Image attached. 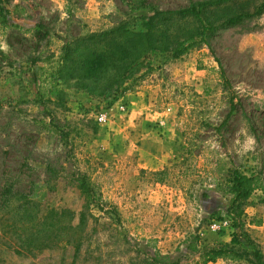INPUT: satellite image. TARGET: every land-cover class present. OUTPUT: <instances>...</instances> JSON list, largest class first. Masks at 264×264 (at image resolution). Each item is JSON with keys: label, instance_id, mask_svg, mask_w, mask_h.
<instances>
[{"label": "rangeland", "instance_id": "374dc122", "mask_svg": "<svg viewBox=\"0 0 264 264\" xmlns=\"http://www.w3.org/2000/svg\"><path fill=\"white\" fill-rule=\"evenodd\" d=\"M130 1L9 0L12 17H35L54 38L47 46H57L37 54L39 44L31 35L11 29V41L18 44L14 54L39 56L50 74L67 39L123 20L133 25L130 17L137 13L128 14ZM189 1L146 0L160 9ZM230 9L210 12L209 20L226 17ZM180 28L190 29L191 23ZM56 52L57 58L50 55ZM171 55L165 50L144 55L150 70L140 65L137 75L143 76L126 92L156 85L157 95L137 118L122 99L126 92L106 107L99 95L64 81L46 83L43 72L28 92L33 98L14 103L24 91L22 81L12 71L2 79L9 98L0 104V193L11 185L38 203L39 217L69 209L74 215L64 223L76 226L81 212L85 223L77 232V250L66 238L27 246L23 234L20 239L15 233L11 208L0 209V264H146L155 254L177 264H205L203 248L229 242V227L210 228L216 219L201 205V194L219 199L224 210L229 196L222 187L229 170L264 177V14L217 30L208 44H190L180 56ZM119 103L127 113L118 110ZM107 109L108 122L98 124L97 112ZM79 173L97 194V203L81 191ZM251 200L243 216L245 229L264 255V191ZM195 236L193 252L187 247ZM207 264L249 263L219 258Z\"/></svg>", "mask_w": 264, "mask_h": 264}, {"label": "trees", "instance_id": "16d2710c", "mask_svg": "<svg viewBox=\"0 0 264 264\" xmlns=\"http://www.w3.org/2000/svg\"><path fill=\"white\" fill-rule=\"evenodd\" d=\"M254 0H190L188 4L173 9H160L146 0H131L127 3L128 14H135L133 25L123 20L117 25L86 35L67 39L60 47V53L53 70L49 74L50 82L64 81L77 90L99 95L107 103L116 102L127 89L135 85L143 75H137L140 65L144 64V55L152 51H170L172 57L180 56L190 44H208V38L219 29L242 24L245 21L264 14V0L248 9ZM222 7H231L229 14L222 19L209 20V13ZM242 7V8H241ZM12 10L9 0H0V26H11ZM191 23L190 29L180 28L183 23ZM140 25L139 31L134 30ZM43 24L37 23L36 36L44 37L40 30ZM173 31V33H172ZM195 37V39H193ZM35 63V59L32 60ZM149 71V65H145ZM40 100V98H39ZM232 104L230 113L232 112ZM229 113V114H230ZM161 176L163 171L156 173ZM79 187L97 203L98 196L91 192L86 177L79 173ZM229 201L225 209L219 199L201 194V205L210 218L219 221L229 219L230 240L216 247L202 249L203 263L215 262L219 258L231 261L244 260L249 264H264V255L257 242L245 229L243 216L245 207L251 204L256 191H264V177L261 172L245 173L237 168L228 171L222 187ZM11 208V209H10ZM0 209H10L15 215V233L18 238L30 246L37 243L44 246L52 241L66 238L79 247L77 232L85 223V214L79 215V223L71 225L63 222L65 217L72 219L69 209L51 210L39 217L38 203L35 200L14 192L11 185L5 186L0 193ZM223 215L221 216V211ZM63 233V234H62ZM188 244L191 251H197L196 236ZM38 245V246H39ZM146 264H177L161 258L158 254L146 259Z\"/></svg>", "mask_w": 264, "mask_h": 264}, {"label": "crops", "instance_id": "0c3cea01", "mask_svg": "<svg viewBox=\"0 0 264 264\" xmlns=\"http://www.w3.org/2000/svg\"><path fill=\"white\" fill-rule=\"evenodd\" d=\"M41 23L39 22L35 17H24V18H14L11 19V26L5 28L9 30H0V63L5 64L7 66L0 65V104L3 100L6 98H9L8 95H6L3 92V89L6 88V85L4 82H2V79H7V77L11 76L10 71H12L13 75L22 82H19L22 86V91L19 95H15V102H23L26 103L28 100H31V96H28V92H32V87L37 82L38 78H42L40 76L41 73L43 74V80L46 78V83H49V72H46L45 69L42 67L43 63L40 61V57H29L26 59L16 57L14 53H17L18 44L11 41V38L9 36V31L11 29H16L23 33V36H26L25 34L31 35L33 37V40H35L39 44V48L37 49V54L39 52H42L43 48L44 50H52V48H56L57 46L49 45V40H54L53 37H50V31L45 27L44 23L42 26V29L40 30L42 33H44V37H38L36 36L37 28L35 27V24ZM42 24V23H41ZM53 38V39H52ZM58 40V38H57ZM56 40V41H57ZM55 50V49H54ZM60 51V47L58 49ZM53 51V50H52ZM54 52V51H53ZM33 54V53H32ZM57 52L55 54H50L51 56H54V58H57ZM49 55V56H50ZM35 59V63H32V60ZM51 64H56V61H53ZM11 67V68H10ZM47 71H49V67L47 68ZM49 79V80H48ZM29 80L32 82V85L27 83L26 81ZM156 85L153 86H140L139 88H135L133 90H130L125 93V95L122 97V99H126L130 103V115L133 118L139 117L143 110L148 109L152 104L150 102L154 101L156 98ZM36 92H39V88H36ZM149 115H145V119L149 120ZM159 115H151V118L158 117ZM164 116V115H162Z\"/></svg>", "mask_w": 264, "mask_h": 264}, {"label": "built area", "instance_id": "2783aa9c", "mask_svg": "<svg viewBox=\"0 0 264 264\" xmlns=\"http://www.w3.org/2000/svg\"><path fill=\"white\" fill-rule=\"evenodd\" d=\"M117 108H118V110L120 112L127 113V111H128V107L124 103H119ZM109 111L110 110L107 109V110H102V111L97 112L96 121H97L98 124H102L103 125V124L108 122ZM229 224H230L229 219L224 218V219H222L220 221L212 222V224L210 225V228L213 231H216V230L223 229L224 227H229Z\"/></svg>", "mask_w": 264, "mask_h": 264}]
</instances>
